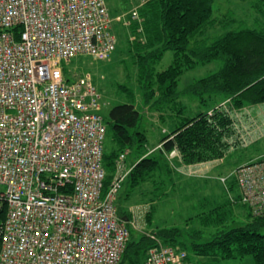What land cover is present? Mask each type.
Instances as JSON below:
<instances>
[{
	"label": "built area",
	"instance_id": "built-area-1",
	"mask_svg": "<svg viewBox=\"0 0 264 264\" xmlns=\"http://www.w3.org/2000/svg\"><path fill=\"white\" fill-rule=\"evenodd\" d=\"M116 43L106 0H0V264H119L132 222L117 198L130 170L122 154L102 193V96L90 74L62 68L81 55L106 60ZM232 174L239 202L264 217V160ZM147 236L145 264H190Z\"/></svg>",
	"mask_w": 264,
	"mask_h": 264
},
{
	"label": "trees",
	"instance_id": "trees-1",
	"mask_svg": "<svg viewBox=\"0 0 264 264\" xmlns=\"http://www.w3.org/2000/svg\"><path fill=\"white\" fill-rule=\"evenodd\" d=\"M213 1L148 0L137 10V19L128 18L127 29L133 39L127 38V50L132 55L135 83L146 106L153 107L159 119L164 120L161 111L167 105L174 104L172 109L177 110L176 114L181 108L185 112L186 107L175 101L179 93H183L202 108L194 115L184 116L174 130L161 138L160 147L136 161L125 178L130 189L151 182L149 180L156 174L172 179L173 160L187 166L223 159L232 149L240 148L241 141L245 140L239 133L243 111L264 104V0H256L254 4L257 17L253 25L240 22L231 29L226 22L212 18ZM208 26H222L224 32L211 42L199 39L191 43V38ZM166 51H172V62L166 69L158 71L156 67ZM214 61L222 63L217 72L178 91L179 77L183 73ZM122 90L133 97L132 89ZM140 118L134 104H118L109 110L106 135L110 136L113 145L103 152L106 172L103 194L115 176L119 157L133 147L141 149L147 142L145 134L138 128ZM242 148L248 147L243 145ZM171 151H176V156L169 161ZM256 159L264 160V153ZM250 160L236 168L252 162ZM231 177L230 188L238 191L233 202L246 209L243 225L223 228L227 221L225 216L232 215L224 204L223 211L212 210L202 219L204 224L216 227L207 242H200L202 235L197 230L184 233L179 228H159L151 234L165 244L183 249L190 264H222L225 260L246 256H251L254 264H264V217H256L248 206L239 202L236 176L232 174ZM163 182L164 179H157V183L156 180L151 183L155 187ZM117 210L124 219L125 211L119 209L118 202ZM3 214L4 205L0 209V220ZM126 218L129 219L127 215ZM152 245L147 234L133 238L130 231L119 264H145Z\"/></svg>",
	"mask_w": 264,
	"mask_h": 264
},
{
	"label": "rangeland",
	"instance_id": "rangeland-1",
	"mask_svg": "<svg viewBox=\"0 0 264 264\" xmlns=\"http://www.w3.org/2000/svg\"><path fill=\"white\" fill-rule=\"evenodd\" d=\"M255 3L256 0H214L212 18L217 22H226L229 29L236 27L240 22L251 26L257 17ZM106 5L112 18V33L117 40L115 51L106 60H95L90 56L81 55L74 58L69 64L63 63L62 68L65 76L70 79H73L75 75H91L102 96L103 107L100 116L105 125L109 120V110L112 107L126 103L135 105L141 117L138 128L147 139L141 149L133 147L125 152L128 163H135L143 154H148L151 150L160 147L158 144L161 138L174 130L184 116L194 115L202 108L195 100L183 93H179L175 101L179 106L186 107L185 112L181 108L183 113L179 111L176 114L177 110L172 109L174 104L167 105L162 107L161 111L165 115L164 120L159 119V114L154 111L153 107L146 106L135 83L136 72L135 66L132 64V55L127 50L129 48L127 38L130 41L133 39L127 29L128 18L133 19L131 11L138 10L142 5L138 0H106ZM222 32H224L222 26H208L202 30L201 34L191 38V43L199 39L211 42ZM172 58V51H166L156 69L158 71L166 69L171 64ZM221 65V62L214 61L197 65L186 71L179 77L178 91L180 92L190 83L217 72ZM122 89H132L133 97H129L127 92ZM254 109L256 112L259 111V106ZM251 125L256 126L253 121L243 126L239 124L240 132L244 130V134L251 139L244 138L240 148L232 149L221 160L209 161L194 167L175 168L171 175L172 179L169 180L163 175L156 174L149 181L155 182L156 180L157 183V179H164L165 182L161 185L157 184L155 187L153 183L146 182L130 189L124 180L118 192L117 202L119 209L123 208L125 211L124 219L132 222L129 229L133 238L144 234L149 235L159 228H179L184 233L200 231L202 235L200 242H207L216 232V227L212 224H204L202 219L212 213V210L216 209L219 213L223 211L224 204H227L232 215L225 216L227 221L223 228L243 225L246 209L234 204L233 198L237 197L238 191L237 188H230V182L233 179L231 175L236 165L248 162L250 159L255 162L256 158L264 153V139L254 141L251 135L249 137L246 134ZM112 145L110 136L106 135L104 149L109 151ZM243 145L248 148L243 149ZM201 166H207L208 169L200 172ZM221 178H227L226 182L223 183ZM218 207H220L219 210H217ZM126 215L129 219L126 218ZM213 215L216 217L214 211ZM222 264H254V261L251 256H246L240 259L225 260Z\"/></svg>",
	"mask_w": 264,
	"mask_h": 264
},
{
	"label": "crops",
	"instance_id": "crops-1",
	"mask_svg": "<svg viewBox=\"0 0 264 264\" xmlns=\"http://www.w3.org/2000/svg\"><path fill=\"white\" fill-rule=\"evenodd\" d=\"M264 104H260V105H254L252 107H247L244 111H243V116L240 119V125H247L248 123H251L252 121L254 122V124L256 125L254 127V125H251L249 131L246 132V134L250 135L254 138L252 140L254 141H259L262 138H264V107H262ZM259 106V111H255L254 107ZM246 115V117L244 118V116ZM252 115V116H251ZM251 118V119H250ZM245 128V127H244ZM241 137L243 136L245 139H251L248 138L244 133L245 131L243 130V132H239ZM152 151V150H151ZM150 151V152H151ZM138 161V160H136ZM135 161V163H136ZM170 161V160H169ZM135 163H128V161L126 160V155L123 159V166L125 168V170H130L131 167L134 166ZM207 163V162H206ZM202 164V163H201ZM173 169H178V168H184L185 165H182L180 163H175V161L173 160ZM198 165V164H195ZM195 165H187L186 167H194ZM199 169L200 172H202L203 170H207V166H201Z\"/></svg>",
	"mask_w": 264,
	"mask_h": 264
},
{
	"label": "bare ground",
	"instance_id": "bare-ground-1",
	"mask_svg": "<svg viewBox=\"0 0 264 264\" xmlns=\"http://www.w3.org/2000/svg\"><path fill=\"white\" fill-rule=\"evenodd\" d=\"M104 152V151H103ZM225 182H226V180H225ZM237 183V182H236ZM256 217H258V216H256ZM263 218V217H262Z\"/></svg>",
	"mask_w": 264,
	"mask_h": 264
}]
</instances>
